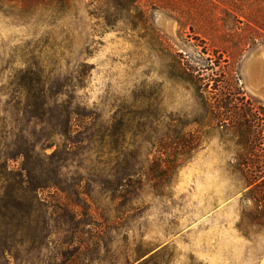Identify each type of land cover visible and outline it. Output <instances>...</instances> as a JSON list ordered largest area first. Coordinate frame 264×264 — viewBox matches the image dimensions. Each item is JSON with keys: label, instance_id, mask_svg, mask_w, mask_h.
<instances>
[{"label": "rangeland", "instance_id": "rangeland-1", "mask_svg": "<svg viewBox=\"0 0 264 264\" xmlns=\"http://www.w3.org/2000/svg\"><path fill=\"white\" fill-rule=\"evenodd\" d=\"M111 5L68 0L64 8L45 10L39 4L0 3V119L10 116L4 110L11 111L7 103L19 71L37 64L55 89L64 84L60 99L82 114L73 119L75 128L93 125L97 132L117 128L122 119L127 124V161L136 171L134 183L141 174L142 185L127 211H120L128 217L101 239L93 238L89 204L76 207L79 236L94 240L82 264H264V229L248 234L238 229L254 208L236 170L239 158H251L248 146L237 145L234 130L224 127L228 121L208 127L213 105H226L237 117L264 119V75L253 60L264 55V0H137L128 10ZM250 62L249 76L244 67ZM180 63L196 70L192 78L182 80ZM8 124L9 119L2 123ZM182 125L197 134L198 147L161 175L157 166L168 157L159 151L174 146L165 134ZM258 154L263 167L264 137ZM107 159L95 138L62 172L67 184L90 186L93 212L106 210L113 217L94 179L124 153L112 155L108 167ZM9 166L17 169L19 161ZM54 193L42 191L39 197L50 202ZM62 223L52 224L43 256L59 248Z\"/></svg>", "mask_w": 264, "mask_h": 264}, {"label": "trees", "instance_id": "trees-1", "mask_svg": "<svg viewBox=\"0 0 264 264\" xmlns=\"http://www.w3.org/2000/svg\"><path fill=\"white\" fill-rule=\"evenodd\" d=\"M13 1L16 5L25 7L42 5L45 10L53 6L64 8L68 0H0ZM102 2L107 8L113 4L128 10L137 0H93ZM111 5V6H113ZM110 8V7H109ZM179 68L183 76L192 78L196 70L186 67L180 63ZM198 78V77H197ZM185 80V81H186ZM53 85L43 76L42 69L37 64H32L19 71L15 79V95L12 97L8 107L10 116L0 119V264H82L83 258L90 250L94 240H85L79 236L80 223L75 211L83 203L90 210L89 218L95 225L94 239L106 234V230L116 223L125 220L128 216L120 211H127L126 207L133 203L137 197V187H141V174L134 183L131 164L127 161V143L125 136L127 124L122 119L117 128H101L93 132V125L81 130L80 126H73L75 116L82 117L77 110H73L69 101L62 100L64 95L63 83ZM13 102V105H11ZM221 109H225L222 112ZM225 106H210L209 125L222 124L226 121L234 130L238 138L237 145L242 146L244 142L248 146L250 159L239 158L236 170L246 180L249 190V199L254 208L244 214L238 229L248 234L256 229H264V166L259 165L261 157L258 154L262 144L264 132V119L257 115L252 119L237 117L230 113ZM9 119L7 127L2 125ZM225 124V123H224ZM197 134L189 132L184 125L181 127L168 128L165 134L167 144L174 145L168 150H160L161 155L168 158L160 161L164 166H157L161 175L172 172L178 167L179 160H184L198 147ZM59 139L57 143L55 139ZM95 138H99V148L108 159L104 163L108 167L111 156L118 151L124 153V159L117 161L111 170L98 173L94 184L99 187L109 202V209L115 213L111 217L106 210L96 209V202L91 197L93 192L88 190L90 186L84 185L83 181L77 180L67 184L63 167L72 156L82 149H90ZM245 140V141H244ZM55 147L52 153L47 154V149ZM166 149V148H162ZM10 161H19V167L12 169ZM161 167V168H160ZM247 169L250 172H244ZM154 171V170H153ZM263 171V172H261ZM157 177V176H156ZM263 178V179H262ZM262 179V180H261ZM93 187V189H94ZM54 190V196L50 202L39 197L40 192ZM91 193H89V192ZM71 196L87 197L84 200L73 201ZM92 203V205H91ZM56 208L61 213L57 214ZM108 209V211H110ZM129 215V214H128ZM245 216L253 222L246 223ZM99 220L97 222L96 220ZM62 220L65 228H59L64 237L60 246L55 251L43 256V250H49L50 239L53 236L52 224ZM97 223V224H96ZM98 230V231H97ZM60 232V231H59ZM32 261V262H31ZM147 261L143 264H150Z\"/></svg>", "mask_w": 264, "mask_h": 264}, {"label": "crops", "instance_id": "crops-1", "mask_svg": "<svg viewBox=\"0 0 264 264\" xmlns=\"http://www.w3.org/2000/svg\"><path fill=\"white\" fill-rule=\"evenodd\" d=\"M253 60L261 63L262 69H261L260 73L263 76L264 75V55L263 56L256 55V56L253 57Z\"/></svg>", "mask_w": 264, "mask_h": 264}, {"label": "bare ground", "instance_id": "bare-ground-1", "mask_svg": "<svg viewBox=\"0 0 264 264\" xmlns=\"http://www.w3.org/2000/svg\"><path fill=\"white\" fill-rule=\"evenodd\" d=\"M254 64L252 63V62H250V63H247L246 65H245V67H244V69H246L249 73V76H250V74H251V68H252V66H253Z\"/></svg>", "mask_w": 264, "mask_h": 264}]
</instances>
